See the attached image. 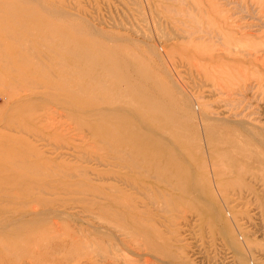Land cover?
I'll list each match as a JSON object with an SVG mask.
<instances>
[{
	"label": "rangeland",
	"instance_id": "374dc122",
	"mask_svg": "<svg viewBox=\"0 0 264 264\" xmlns=\"http://www.w3.org/2000/svg\"><path fill=\"white\" fill-rule=\"evenodd\" d=\"M0 264H264V0H0Z\"/></svg>",
	"mask_w": 264,
	"mask_h": 264
}]
</instances>
